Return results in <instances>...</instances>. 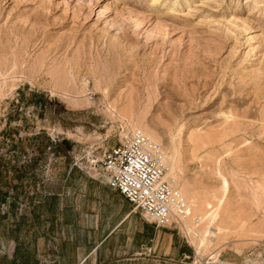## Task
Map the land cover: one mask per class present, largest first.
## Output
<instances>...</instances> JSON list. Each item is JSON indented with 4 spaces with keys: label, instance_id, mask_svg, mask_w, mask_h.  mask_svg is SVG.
<instances>
[{
    "label": "rangeland",
    "instance_id": "1",
    "mask_svg": "<svg viewBox=\"0 0 264 264\" xmlns=\"http://www.w3.org/2000/svg\"><path fill=\"white\" fill-rule=\"evenodd\" d=\"M123 128L162 146L193 207L172 225L186 264H264V0H0V264L84 257L99 235L63 213L84 190L65 176Z\"/></svg>",
    "mask_w": 264,
    "mask_h": 264
},
{
    "label": "crops",
    "instance_id": "2",
    "mask_svg": "<svg viewBox=\"0 0 264 264\" xmlns=\"http://www.w3.org/2000/svg\"><path fill=\"white\" fill-rule=\"evenodd\" d=\"M65 180L71 184L81 182L84 190L83 194L78 189L74 190V194L83 201L82 206L74 210L69 204L63 208V213H75V224L78 217H84L90 227L87 232L99 235L96 242L90 240L86 243L87 251L83 258L69 264H114L116 260L105 259L110 255L106 252L110 246L121 252L116 264H131L135 262L127 261L150 257L163 263L186 264L187 259L194 256L195 249L187 237L173 231L172 225L157 226L147 220L118 190L72 166ZM71 188L74 187L71 185ZM158 249L160 254L152 255ZM2 264H42V260L36 258L35 262L25 263V260L13 257Z\"/></svg>",
    "mask_w": 264,
    "mask_h": 264
},
{
    "label": "built area",
    "instance_id": "3",
    "mask_svg": "<svg viewBox=\"0 0 264 264\" xmlns=\"http://www.w3.org/2000/svg\"><path fill=\"white\" fill-rule=\"evenodd\" d=\"M124 131L117 144L104 148L100 158L92 159L88 170L85 166L86 172L118 190L157 226L179 225L191 207L180 190L165 179L162 146L142 130Z\"/></svg>",
    "mask_w": 264,
    "mask_h": 264
},
{
    "label": "bare ground",
    "instance_id": "4",
    "mask_svg": "<svg viewBox=\"0 0 264 264\" xmlns=\"http://www.w3.org/2000/svg\"><path fill=\"white\" fill-rule=\"evenodd\" d=\"M127 113L128 114H130V111H127ZM126 112H124V114H127ZM127 114V115H128ZM123 116V115H122ZM163 160H164V162H166V163H169V159H168V157H167V155L165 154V153H163ZM173 167V166H172ZM171 167V168H172ZM171 171H170V169H169V171H168V173L165 175V179L167 178V177H169V176H171ZM173 175V174H172ZM173 177V176H172ZM167 180V179H166ZM171 184V183H170ZM173 187H175L173 184H171ZM175 188H177V187H175ZM178 189V188H177ZM179 190V189H178ZM181 192V191H180ZM185 195V194H184ZM183 195V196H184ZM185 197V196H184ZM189 202V201H188ZM189 204H190V214L187 216V217H189L191 214H192V209H193V207H192V205H191V203L189 202ZM222 204H220V206H221ZM208 206H210V207H212L210 204H208ZM215 212H216V210H215ZM218 212V211H217ZM211 216V220L210 221H214L215 219H216V217H217V214H215L214 215V212L213 213H210V214H206L205 216H202V218L200 217V218H195L194 219V221L197 223V222H200V220L201 219H205V218H207V217H210ZM187 217H184V218H182L181 220H179V221H183V219H185V218H187ZM212 230H214V231H212ZM212 230H210L209 229V233H212V234H214V235H216V233H221V230L222 229H220V228H218L217 227V229H212ZM206 237V236H205ZM204 239L205 238H202V241H204Z\"/></svg>",
    "mask_w": 264,
    "mask_h": 264
},
{
    "label": "trees",
    "instance_id": "5",
    "mask_svg": "<svg viewBox=\"0 0 264 264\" xmlns=\"http://www.w3.org/2000/svg\"><path fill=\"white\" fill-rule=\"evenodd\" d=\"M1 178H2V170L0 169V179ZM8 196H9V192L0 189V206H1V204L3 202H6L7 201ZM49 198L52 199L54 201L53 202L54 205H56V201L59 199V196H58V194L53 193L52 195H50ZM19 250H20V247L18 246L16 248V252H15L14 258L25 260V263L35 262V260H36L37 257L34 256V257L29 258V256H19L18 255L19 254Z\"/></svg>",
    "mask_w": 264,
    "mask_h": 264
}]
</instances>
